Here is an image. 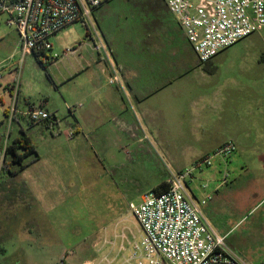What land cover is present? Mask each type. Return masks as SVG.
Masks as SVG:
<instances>
[{
	"label": "rangeland",
	"instance_id": "374dc122",
	"mask_svg": "<svg viewBox=\"0 0 264 264\" xmlns=\"http://www.w3.org/2000/svg\"><path fill=\"white\" fill-rule=\"evenodd\" d=\"M153 9L152 0L109 1L96 12L99 25L94 16L91 24L76 23L52 39V51L25 58L21 110L28 106L25 99L35 106L46 104L57 120L52 128H45L19 117L39 159L26 160L28 167L17 175L23 182L8 184L11 175L4 170L0 174V189L12 187L13 194L23 187L26 194L25 208L14 204L0 211V229H10L9 239L4 236L0 244V264H84L108 250L103 240L113 238L119 225L139 238L140 227L131 215L130 203L138 204L142 194L169 178L175 171L173 158L184 163L189 156L187 144L200 147L180 138H170L180 139L172 143L168 138L127 130L119 114L115 118L107 114L103 100L96 107L88 103L83 92L86 84L82 85L85 78L73 81L68 74L77 66L78 57L67 56L66 50L81 42L95 46L98 40L92 39L93 33L99 39L102 33L110 37L121 50H141L135 44H121L138 42L156 25ZM6 22L7 17L0 16V123L6 122L4 105L13 98L9 88L21 57L20 36ZM263 37L264 33L249 35L201 63V80L212 93L208 95L225 104L235 96L248 100L262 117L264 129ZM81 115L83 123L78 120ZM13 130L14 135L21 134L18 124ZM261 170L235 161L229 170L233 182L229 180L211 204L213 225L220 234L227 233L229 244L248 264L264 262V184L254 182L263 174ZM211 178L201 181V188ZM208 185L198 194L213 196L216 183Z\"/></svg>",
	"mask_w": 264,
	"mask_h": 264
},
{
	"label": "built area",
	"instance_id": "2783aa9c",
	"mask_svg": "<svg viewBox=\"0 0 264 264\" xmlns=\"http://www.w3.org/2000/svg\"><path fill=\"white\" fill-rule=\"evenodd\" d=\"M109 1L0 0V16L7 17L6 23L16 29L21 41L20 65L10 85L14 101L7 111L4 130L0 131V172L11 143L12 124L18 117L35 124L49 122L51 128L57 120L44 104L24 113L19 111L17 100L25 58L52 51V37L76 23H93L94 11ZM163 1L200 63L209 62L223 49L249 35L264 33V0ZM97 49L104 50V44ZM110 83L122 84L115 68ZM236 151L237 145L227 141L185 169L171 171L167 190L152 189L141 195L138 204L130 203L140 237L119 225L113 238L103 240L108 250L98 252L97 257L84 264H248L229 244L227 236L220 234L205 216L203 207L212 199V194L197 199L189 186L197 173L212 167L218 159L228 160ZM228 178L225 173L221 184L228 183ZM202 189L207 190L208 184H203Z\"/></svg>",
	"mask_w": 264,
	"mask_h": 264
},
{
	"label": "crops",
	"instance_id": "0c3cea01",
	"mask_svg": "<svg viewBox=\"0 0 264 264\" xmlns=\"http://www.w3.org/2000/svg\"><path fill=\"white\" fill-rule=\"evenodd\" d=\"M152 4L154 9L151 11V15H153L152 18L156 21V25L147 30L138 42L132 43L125 40L121 44L125 47L135 44L142 47L141 50H121L119 44L115 45L112 39L102 32V39L93 33L92 39L98 40L95 46L91 47L86 42H81L71 51L66 52L67 56L77 55L78 57L77 66L68 74L70 78H73V81L85 78L82 85L86 84L83 92L88 103L96 107L99 99L103 100L104 110L107 114L114 116L113 118L119 114L127 130L135 132L139 130L144 137L159 136L168 138L167 142L172 143L182 139L180 141L192 142L194 145L200 146L196 149L187 144L186 150H188L189 156L183 159L184 163L181 164L180 158L172 160L175 171L185 169L198 157L213 152L227 141H233L237 145V151L228 160H216L212 167L197 173L200 174V177H197L196 174L189 183L190 189L197 199L205 196L198 194L202 191L201 181L203 182L210 175L212 178L208 179L207 183H216L214 190L211 191L213 199L203 207L205 216L212 223L214 208L211 204L228 185L227 183L225 186L221 184L225 173L229 175L228 181L233 182L229 170L235 161L241 160L243 164L252 163L262 169L263 174L259 175L260 179L254 182L264 184L262 117L256 113L253 104L246 99H239L235 96L225 104L222 100L208 95L212 93L208 92L201 80L204 75L202 65L176 18L169 12L163 0H152ZM99 8L93 14L97 24L96 12ZM57 36L52 37L51 41L53 38L56 40ZM101 43L104 44V50L97 49ZM114 68L121 76V85L109 83ZM193 73L197 74L194 78H192ZM9 91L13 98L7 105H4V113L9 110L14 101L11 87ZM21 93L22 85L17 107L24 113L35 105L24 98L28 106L24 111L21 110L19 105ZM82 117L83 115L78 119L80 123H83L80 121ZM19 119L18 117L12 124L11 141L20 137L24 132ZM28 123L48 128L45 122ZM17 124L21 130L19 136L14 135L13 130ZM5 125L6 122L0 127V131L4 130ZM170 138L180 139L173 141L169 140ZM1 143L0 139V149ZM3 170L7 171L4 168ZM7 172L9 173V171ZM17 175H11L6 180L7 183L13 185L23 182L24 180H19ZM220 175L221 177H219ZM167 181L168 178L163 182ZM11 190L12 187L0 189V211L9 210L14 204L17 207H26L23 202V198H26V194L23 193L25 188L21 187L13 194H11ZM9 230L8 226L0 229V244L4 242L5 237L9 239V236H6ZM222 235L227 236V233Z\"/></svg>",
	"mask_w": 264,
	"mask_h": 264
},
{
	"label": "trees",
	"instance_id": "16d2710c",
	"mask_svg": "<svg viewBox=\"0 0 264 264\" xmlns=\"http://www.w3.org/2000/svg\"><path fill=\"white\" fill-rule=\"evenodd\" d=\"M5 113L7 115V112ZM45 123L49 127V122H45ZM2 125L3 122L0 123V127ZM0 156H1V149H0ZM32 156H35L36 160L39 159L37 149L33 144L31 137L27 133L22 132V135L20 137L11 141L6 152V158L3 168L9 171V173L13 176L17 175L18 173H20L21 171L25 170L28 167L26 160ZM13 167H15L16 169L13 170ZM168 186H169L168 182H163L154 189L157 191H165L167 190Z\"/></svg>",
	"mask_w": 264,
	"mask_h": 264
}]
</instances>
